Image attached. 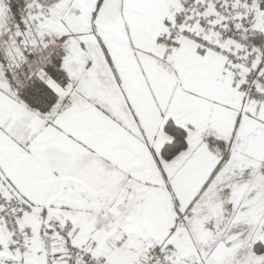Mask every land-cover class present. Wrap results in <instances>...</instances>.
<instances>
[{"label": "snow or ice", "instance_id": "obj_1", "mask_svg": "<svg viewBox=\"0 0 264 264\" xmlns=\"http://www.w3.org/2000/svg\"><path fill=\"white\" fill-rule=\"evenodd\" d=\"M0 264H264V0H0Z\"/></svg>", "mask_w": 264, "mask_h": 264}]
</instances>
